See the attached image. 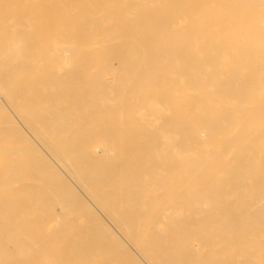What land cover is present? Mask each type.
I'll list each match as a JSON object with an SVG mask.
<instances>
[{"label":"bare ground","instance_id":"bare-ground-1","mask_svg":"<svg viewBox=\"0 0 264 264\" xmlns=\"http://www.w3.org/2000/svg\"><path fill=\"white\" fill-rule=\"evenodd\" d=\"M32 1L0 0V264L52 200L121 264H264V0Z\"/></svg>","mask_w":264,"mask_h":264},{"label":"rangeland","instance_id":"rangeland-1","mask_svg":"<svg viewBox=\"0 0 264 264\" xmlns=\"http://www.w3.org/2000/svg\"><path fill=\"white\" fill-rule=\"evenodd\" d=\"M32 2L33 5L35 6L37 0H33ZM72 13L74 12L70 11L69 15H72ZM200 13H205V11H202ZM76 31L77 28H75V24L74 25L71 24L66 28V34H64L61 37L62 39L61 38L60 39L64 40L67 39L68 37L74 38L76 37V34L75 36H73V33ZM57 37L59 38V36ZM92 42L93 40L91 38H85L84 40L79 42L81 46H86L87 48L85 53L80 54L79 57L73 58V61L76 60L75 61L76 64L78 63L80 65V64L90 63V65H95L97 62L102 61L103 57L98 55V53L92 52L89 49V46L92 44ZM114 67L116 68L117 72H119L117 61L114 62ZM57 68L58 67H54V70L56 71ZM64 71H66V74L69 77H71L74 74V72H77V70L72 67H69V69L66 68V70ZM78 71L81 72V76L83 77L82 81L90 84V82L93 79L92 75L94 74L95 71H97V69L92 67L85 70L80 69ZM105 77L107 76L105 75L104 78ZM107 79L109 82H111L112 76L109 75V78L107 77L106 80ZM115 84L116 83H113V86ZM94 140L98 141V144L102 143L103 141V139L101 138H94ZM97 148H99L100 151H103L102 146L97 145ZM48 208L49 210L53 211L56 216L53 214L49 216L42 215L41 219L37 221V216L32 212L24 215L21 218L12 219L10 221L15 227L18 226L23 231L27 233L30 232L31 236L34 235L32 237H35L36 240H42L48 243V245H40L38 247V254L37 253L35 255L31 254L30 257L26 255V257L24 258L19 256V253L15 248L10 247L9 249L10 253L14 257V260H16L15 262H13L14 264H82V261L72 260L69 251L66 248L67 237L75 236L76 234L79 236L80 241L85 245L84 253L88 255L89 257L88 262L90 264H121L113 259L109 251L104 249L100 251L97 247H94L95 244L88 236H82L80 234L81 229L79 226L82 221L81 218L76 217L71 212H66V207L63 202L61 201L54 202L52 200V202L49 203ZM30 234L28 233V235ZM255 237L256 238L249 240L251 238V236H249L246 246H248L251 249H253L255 246L258 247L257 255L261 256L264 262V245L257 244V235H255ZM77 241L79 240L77 239ZM80 241L78 245H80ZM246 241L247 240L245 239L242 240V242H246ZM77 257L79 259V256Z\"/></svg>","mask_w":264,"mask_h":264}]
</instances>
